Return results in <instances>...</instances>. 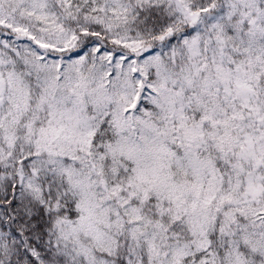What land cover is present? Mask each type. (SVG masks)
I'll return each instance as SVG.
<instances>
[{"label":"snow or ice","instance_id":"6c2138e0","mask_svg":"<svg viewBox=\"0 0 264 264\" xmlns=\"http://www.w3.org/2000/svg\"><path fill=\"white\" fill-rule=\"evenodd\" d=\"M0 264H264V0H0Z\"/></svg>","mask_w":264,"mask_h":264}]
</instances>
